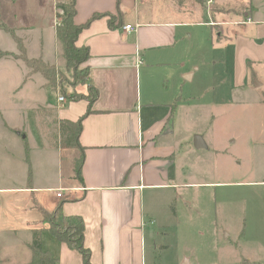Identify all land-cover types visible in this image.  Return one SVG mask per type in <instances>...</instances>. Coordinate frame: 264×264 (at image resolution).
<instances>
[{"label": "crops", "instance_id": "crops-1", "mask_svg": "<svg viewBox=\"0 0 264 264\" xmlns=\"http://www.w3.org/2000/svg\"><path fill=\"white\" fill-rule=\"evenodd\" d=\"M58 3L51 5V21L34 31L22 24L10 28L0 18L23 42L28 58L57 68L64 58ZM96 14L101 16L81 31L77 44L90 49L89 75L99 96L92 106L87 99L55 104L60 128L92 107L83 119L81 146L70 147L80 151L71 180L37 182L30 131L19 124L1 127L0 264H32L35 230L59 264H84L81 252L59 240L45 219L63 199L62 211L84 220L92 264H202L185 250L164 258L175 246L169 237L177 220L184 211L190 217L192 208L191 198L184 197L181 212L176 189L223 184L193 179V164L201 166L212 148L207 137L213 130L197 122L204 107L210 119L216 117L214 102L229 89L256 88L247 77L251 68L264 67V0H77L78 24ZM125 25L137 29L126 31ZM17 51L6 52L24 62ZM205 75L215 78L205 83ZM29 79L49 83L30 70ZM34 122V128L42 126ZM82 156L79 179L76 162ZM59 188L70 189L59 198ZM217 225L213 231L222 228ZM208 252L215 255L210 247Z\"/></svg>", "mask_w": 264, "mask_h": 264}, {"label": "rangeland", "instance_id": "rangeland-1", "mask_svg": "<svg viewBox=\"0 0 264 264\" xmlns=\"http://www.w3.org/2000/svg\"><path fill=\"white\" fill-rule=\"evenodd\" d=\"M57 1L69 2L0 0V18L10 28L22 24L34 31L51 21V5ZM59 11L57 4V25L61 21ZM17 45L15 32L0 25V130L5 124H19L30 131L31 167L37 182L70 181L72 161L80 151L65 143L55 104L60 95L66 96L64 90L72 91L80 78L66 68L63 58L56 67L60 72L56 84L38 79L26 81L30 67L6 52L17 51ZM250 70L247 79L251 88L256 87L254 91L246 87L234 93L229 89V95L222 94L220 101L214 102L215 118L210 119L206 107L200 111L197 123L213 130L207 137L212 148L202 156L201 166L193 164L197 172L193 179L223 184L176 189L181 212L184 197L191 198L188 204L193 209L189 210L190 217L184 211L183 218L177 220L176 230L169 237L175 246L165 255L167 260L185 250L190 251L193 261L197 259L202 264H264V67ZM37 77L44 82L41 75ZM214 78L205 75L204 81L210 83ZM260 81L263 85H258ZM89 85L80 83L76 87L88 93ZM35 118L41 127L34 128ZM215 223L222 228L213 231ZM209 247L215 255L208 252Z\"/></svg>", "mask_w": 264, "mask_h": 264}, {"label": "trees", "instance_id": "trees-1", "mask_svg": "<svg viewBox=\"0 0 264 264\" xmlns=\"http://www.w3.org/2000/svg\"><path fill=\"white\" fill-rule=\"evenodd\" d=\"M76 4L77 0H70L69 2H60L58 7L60 11L57 16L61 21L58 23L56 31L58 39L63 46V57L67 61V69L76 72L77 81L72 85V91H65V95L70 100L87 99L91 105L99 96V90L92 85L91 76L89 75L90 66L87 64L90 57V49L85 46L77 44L78 36L81 31L88 26V24L95 18L100 17L101 14H96L93 18L88 20L86 24H78L76 18ZM1 25L13 32L3 22ZM19 49L21 50L20 58L27 63L31 72H40L49 81V84H56L58 82L57 75L60 73L55 66L49 65L41 59L28 58L26 48L23 42L16 38ZM84 75V76H81ZM90 84L88 86V93H81L76 90L78 84ZM92 106V105H91ZM92 107L89 108L86 115L80 117L76 122L63 121L61 125V134L66 136L65 143L70 147H80L79 134L83 128V119L90 114ZM84 156L80 157L76 163V176L82 179V163ZM64 199L53 213L45 215L50 229L58 237L59 240L67 242L68 245L81 252L84 257V264L91 263V253L86 247L84 241V220L81 216L66 215L62 211ZM41 230H35L34 239L31 245L33 252L32 264H59L57 259L48 252L44 251L41 242Z\"/></svg>", "mask_w": 264, "mask_h": 264}, {"label": "built area", "instance_id": "built-area-1", "mask_svg": "<svg viewBox=\"0 0 264 264\" xmlns=\"http://www.w3.org/2000/svg\"><path fill=\"white\" fill-rule=\"evenodd\" d=\"M209 2H212V0H209ZM59 23V22H58ZM124 29L126 30V31H133V30H136L137 29V25H125L124 26ZM66 100H67V98H66V96H64V95H60L59 97H58V102H59V104L61 103V104H64L65 102H66ZM70 188H59V189H57V197H59V198H63V197H65V193H66V191L67 190H69ZM1 192V191H0Z\"/></svg>", "mask_w": 264, "mask_h": 264}, {"label": "water", "instance_id": "water-1", "mask_svg": "<svg viewBox=\"0 0 264 264\" xmlns=\"http://www.w3.org/2000/svg\"><path fill=\"white\" fill-rule=\"evenodd\" d=\"M199 138V137H198ZM198 145V143H196V146Z\"/></svg>", "mask_w": 264, "mask_h": 264}]
</instances>
